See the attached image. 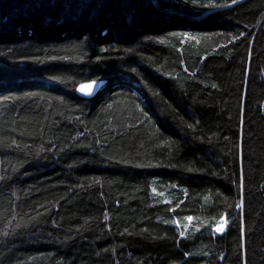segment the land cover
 Instances as JSON below:
<instances>
[{"label":"trees","instance_id":"16d2710c","mask_svg":"<svg viewBox=\"0 0 264 264\" xmlns=\"http://www.w3.org/2000/svg\"><path fill=\"white\" fill-rule=\"evenodd\" d=\"M235 1L0 0V264H264V0L167 11Z\"/></svg>","mask_w":264,"mask_h":264},{"label":"water","instance_id":"95a60500","mask_svg":"<svg viewBox=\"0 0 264 264\" xmlns=\"http://www.w3.org/2000/svg\"><path fill=\"white\" fill-rule=\"evenodd\" d=\"M248 0H237L235 2H232L231 4H228L226 6H223V7H219V8H216V9H213V10H209L207 12H205L204 14L200 15V16H192V15H189L183 11H178V10H172V9H167V11H170V12H175V13H180L181 15H184L185 17L189 18V19H192V20H203L205 17H207L208 15H210L211 13L213 12H216V11H219V10H225V9H231V8H234L244 2H246ZM153 2L159 6L158 4V0H153ZM89 84H92L93 85V89L90 93H87L86 91H81V88L82 87H86L87 85ZM106 84V81L105 80H98V81H89V82H84V83H81L78 87H77V94L82 97V98H86V99H91L93 98L94 96H96L98 94V92L101 90V88Z\"/></svg>","mask_w":264,"mask_h":264},{"label":"snow or ice","instance_id":"6c2138e0","mask_svg":"<svg viewBox=\"0 0 264 264\" xmlns=\"http://www.w3.org/2000/svg\"><path fill=\"white\" fill-rule=\"evenodd\" d=\"M92 89H93V85L92 84H89L86 87H82L81 88V91L82 92L83 91H86L87 93H90L92 91ZM189 219H191V218H189ZM224 223H226V222H223L220 226H218L217 231H222L223 226H224Z\"/></svg>","mask_w":264,"mask_h":264},{"label":"rangeland","instance_id":"374dc122","mask_svg":"<svg viewBox=\"0 0 264 264\" xmlns=\"http://www.w3.org/2000/svg\"><path fill=\"white\" fill-rule=\"evenodd\" d=\"M224 224H225V223H224ZM220 225H221V224H220ZM220 225H219V226H220ZM224 227H225V225L223 226V229H222V231H217V228H218V226H217V227L215 228V231H216L217 233H219V234H220V233L224 232ZM225 230H226V229H225Z\"/></svg>","mask_w":264,"mask_h":264},{"label":"built area","instance_id":"2783aa9c","mask_svg":"<svg viewBox=\"0 0 264 264\" xmlns=\"http://www.w3.org/2000/svg\"><path fill=\"white\" fill-rule=\"evenodd\" d=\"M225 225V227H224V231H225V229H226V224H224ZM216 232V231H215ZM217 233V232H216ZM223 233V232H222ZM217 234H219V233H217ZM221 234V233H220Z\"/></svg>","mask_w":264,"mask_h":264}]
</instances>
